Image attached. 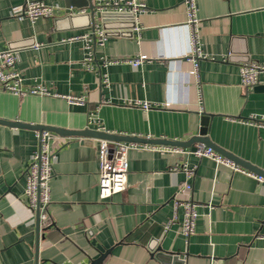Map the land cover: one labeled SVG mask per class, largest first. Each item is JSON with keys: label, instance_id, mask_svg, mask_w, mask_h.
<instances>
[{"label": "crops", "instance_id": "crops-1", "mask_svg": "<svg viewBox=\"0 0 264 264\" xmlns=\"http://www.w3.org/2000/svg\"><path fill=\"white\" fill-rule=\"evenodd\" d=\"M42 1L57 8L55 16L32 25L18 20L25 0H0V51H17L25 87L51 93L17 96L0 88L1 120L186 142L204 115L213 145L264 171V71L251 90L239 77L246 61L264 66V0H195L207 56L198 61L197 81L188 73L184 0H137L146 8L136 22L139 34L106 30L105 45L93 49L92 70L80 37L93 31L88 6L105 0ZM104 15L101 28L133 20ZM141 55L146 60L138 68L126 62ZM102 61L112 63L104 68ZM130 101L161 107L144 111ZM90 114L96 125H89ZM36 132L0 124V264H161L157 251L184 264H264V183L187 154L129 151L125 192L102 201L100 140L54 133L52 223L40 227L24 175L39 148ZM183 165L197 167L190 196L200 206L188 240L179 234L182 210L174 205L188 199L184 172L172 171Z\"/></svg>", "mask_w": 264, "mask_h": 264}, {"label": "built area", "instance_id": "built-area-1", "mask_svg": "<svg viewBox=\"0 0 264 264\" xmlns=\"http://www.w3.org/2000/svg\"><path fill=\"white\" fill-rule=\"evenodd\" d=\"M183 5L186 11V25L189 28V61L191 68L189 75L198 80V61L206 59L207 56L202 52L199 44L197 9L195 0H184ZM56 7L47 5L42 0H25V4L18 20H28L35 25L40 19L53 18L55 16ZM146 11L145 6L137 0H105L98 2L95 7V20L93 23V31L91 35L80 37L84 40V64L87 68L93 69V49L95 46L102 47L107 41V31L101 28L97 20L101 19L102 14L113 15H127L130 16L134 23L133 29L139 34L140 29L136 27L138 16ZM82 13V12H81ZM139 37V35H137ZM40 45H36L39 48ZM228 57H226L227 59ZM146 57L141 55L135 59L126 60L133 68H138L144 63ZM225 60V59H224ZM112 62L102 61L101 66L107 67ZM264 71V66L254 62H244L239 65L240 85L246 90H251L259 81V75ZM102 83L107 85L108 80L103 76ZM0 88L6 92L17 96L35 95V96H50L51 93L43 86L25 87L24 79L21 72L17 69V51L9 49L0 51ZM70 103L75 105H83L84 102L80 98H69ZM128 106L141 107L144 111L152 108L161 107V105L152 104L148 102H128ZM89 125H96L97 119L93 114L89 115ZM261 122V121H260ZM254 123V122H251ZM263 125L262 123H255ZM96 131H100L99 128ZM37 140L39 143L38 150L34 153L32 162L25 172L26 189L25 195L29 200V207L34 215L37 217L39 226L47 228L51 225L50 206L52 204V188L51 181L54 176V158L56 152L53 148V142L56 135L50 131H37ZM148 150L157 152L161 155L167 153L187 154L192 155L195 159H209L216 165L224 166L232 172H236L252 178L259 183H264V179L255 173L243 168L234 163L232 160L217 153L215 150L203 145H195L192 150L183 149L179 147H170L162 145H148V144H133L124 142H106L100 141L98 146V163H99V180L98 193L99 199L102 201L109 200L113 196L125 192L127 186L128 173V153L131 150ZM196 166L188 167L183 165L181 167H173L172 171L177 172L182 170L185 175V182L182 185V191L188 194V199L179 202L175 201V210H182V219L180 221L179 234L188 240L194 234L195 222L199 216L198 208L200 207L191 199L190 193L192 191V181L195 176ZM210 206L207 205V208ZM211 209V208H209ZM176 223L173 219L167 227H171Z\"/></svg>", "mask_w": 264, "mask_h": 264}, {"label": "water", "instance_id": "water-1", "mask_svg": "<svg viewBox=\"0 0 264 264\" xmlns=\"http://www.w3.org/2000/svg\"><path fill=\"white\" fill-rule=\"evenodd\" d=\"M78 7H83V5H77ZM88 6V5H87ZM89 8V21L94 23L95 20V7L92 5L88 6ZM73 17V16H71ZM75 17V16H74ZM101 17L105 19V15L102 14ZM101 18L100 20L104 19ZM112 23H103L102 27L105 30H117L120 31L122 29L126 30H132L135 28V23L132 20L131 22L126 23V27H118L114 28L111 25ZM93 28V25H92ZM117 34V33H116ZM247 62V61H246ZM0 124L6 125L8 127L12 128H21V129H31L35 131H50L53 132L60 137H66V138H88V139H95L100 141H106V142H125V143H133V144H148V145H162V146H170V147H179V148H189L191 146L195 145H203L205 147L212 148L217 153L225 156L226 158L232 160L234 163L242 166L243 168L255 173L256 175L262 177L264 179V171L257 169L256 167L251 166L250 164L234 157L233 155H230L229 153L225 152L224 150L219 149L215 145H213L207 136L208 132V126H209V119L205 117L204 115L201 116L200 120V127L198 130V133L196 136L192 137L186 142H176V141H162V140H149V139H143L139 137H129V136H117L113 134H109L103 131H95L90 129H84L83 131H71L66 129H60V128H54L49 126H42V125H28L20 122H12V121H4L0 119ZM38 233H39V227ZM155 259L158 260L161 264H184V261L179 259L178 255H172V254H166L161 251H157L155 254Z\"/></svg>", "mask_w": 264, "mask_h": 264}]
</instances>
